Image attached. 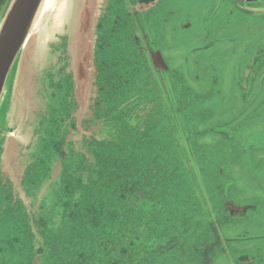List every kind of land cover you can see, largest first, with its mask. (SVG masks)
<instances>
[{
  "label": "water",
  "instance_id": "95a60500",
  "mask_svg": "<svg viewBox=\"0 0 264 264\" xmlns=\"http://www.w3.org/2000/svg\"><path fill=\"white\" fill-rule=\"evenodd\" d=\"M179 1L7 0L0 264L228 258L225 229L253 213L229 215L234 159L204 142L198 127L214 117L194 108L197 93L164 56L188 43ZM220 141L231 150L228 134Z\"/></svg>",
  "mask_w": 264,
  "mask_h": 264
},
{
  "label": "rangeland",
  "instance_id": "374dc122",
  "mask_svg": "<svg viewBox=\"0 0 264 264\" xmlns=\"http://www.w3.org/2000/svg\"><path fill=\"white\" fill-rule=\"evenodd\" d=\"M178 7L189 12L192 26L185 36L188 44L195 37L198 41L205 37L199 44L206 42L208 19L214 15V12L210 15V0H180ZM236 17L240 16L235 13L230 21L226 20L224 23L223 20L224 31L222 29L220 35L215 31L210 33L211 39L208 42L218 43L217 37L224 36L225 47L199 54L191 53L188 48L171 49L165 50L164 56L170 60L172 68L185 74L190 86L197 93L198 96L193 98L194 108L212 113L214 119L198 128L208 131L204 142L215 145V153L221 157L227 156L230 161L234 159L235 165L229 167L228 172L240 174L242 177L254 172L260 173L264 178V159L255 164V158L264 151V11L249 10L240 20H235ZM12 78L13 74L8 78L0 103V122L3 121L2 113L9 100ZM228 120L233 124L226 125ZM210 129L219 130L223 134L216 138L209 133ZM225 134L233 140V143L226 142L237 144L231 147L225 142V146L231 148L229 151L220 149L224 143L220 140ZM29 140L30 136L25 141ZM220 162L222 161L216 160L215 165H222ZM237 183L247 189L248 195L264 199V186H245L244 178L237 180ZM224 235L230 239L238 235H264V210L253 211L235 232L227 234L225 230ZM253 240L255 249L250 254L246 249L244 252H236V255H254L264 259V241L261 238ZM253 240L245 241L242 245H238L239 241L234 244L238 248H246ZM218 262L232 264L224 256Z\"/></svg>",
  "mask_w": 264,
  "mask_h": 264
},
{
  "label": "flooded vegetation",
  "instance_id": "af4514ba",
  "mask_svg": "<svg viewBox=\"0 0 264 264\" xmlns=\"http://www.w3.org/2000/svg\"><path fill=\"white\" fill-rule=\"evenodd\" d=\"M210 5L212 6L211 10V16L214 12V15L208 19V30L206 37L208 38L206 42H203L199 44L202 39L204 40L205 37L200 38L198 41L196 37L193 39V41H190L194 43L192 46H190L192 43H187L185 46L180 48H188L191 53L199 54L202 51H213L214 49L220 47H225L224 41L226 38L224 36L217 37L218 43L208 42L209 39H211V32L215 31L218 35H220L221 30L223 29V20L224 23L227 21H230L232 18V15L235 13L237 16L235 20H240L243 16H245V12L249 10H263L264 11V0H210ZM260 5V6H259ZM238 18V19H237ZM224 31V29H223ZM198 43V44H197ZM242 114V113H241ZM214 119V118H213ZM226 125H232L233 123L228 120ZM213 132V136L218 138L221 134H223L221 131L216 130V132ZM241 152V151H240ZM242 155V154H241ZM255 164L258 160L264 159V151L258 155L256 158ZM257 165V164H256ZM260 173H249L247 175L240 174H230L231 177L234 178L235 183H237V180L244 178L245 186H250L254 188H262L264 186V178L259 175ZM239 189L240 195L232 194L228 201H226V209L231 216H235V214H239V216L246 217V214L253 213V211L258 212V210H264V199H262L259 196H252L248 195L247 189L242 186L241 184L237 185ZM264 189V188H262ZM245 192V194L243 193ZM247 193V194H246ZM263 206V207H262ZM237 216V215H236ZM245 221V220H244ZM242 224V223H241ZM239 225V227L241 226ZM238 227L233 228H226L227 234L230 232L233 233L237 230ZM225 239H229L233 242L231 246L229 247L234 250V252H231L230 249H227L226 255L228 256V260L232 262V264H264L263 258H258L254 255L248 256H242L239 255V259L234 258L236 252H244L246 249L250 252L255 249V240L257 238H261L264 241V235L260 236H235L236 238L227 237L225 235ZM253 240L248 243V246L246 248L242 247H236L234 244L235 242L239 241L240 243L238 245H242L245 241ZM238 248V249H237Z\"/></svg>",
  "mask_w": 264,
  "mask_h": 264
},
{
  "label": "trees",
  "instance_id": "16d2710c",
  "mask_svg": "<svg viewBox=\"0 0 264 264\" xmlns=\"http://www.w3.org/2000/svg\"><path fill=\"white\" fill-rule=\"evenodd\" d=\"M7 0H0V12L2 10V8L5 6Z\"/></svg>",
  "mask_w": 264,
  "mask_h": 264
}]
</instances>
